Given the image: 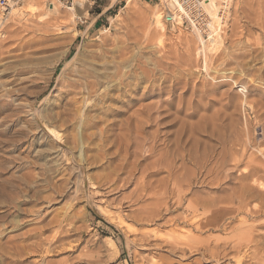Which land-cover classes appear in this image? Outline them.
I'll list each match as a JSON object with an SVG mask.
<instances>
[{"label":"rangeland","instance_id":"rangeland-1","mask_svg":"<svg viewBox=\"0 0 264 264\" xmlns=\"http://www.w3.org/2000/svg\"><path fill=\"white\" fill-rule=\"evenodd\" d=\"M39 1L34 14L0 11V264H264V238L247 246L264 234V215L254 214L264 198L240 206L237 188L252 185L238 178L253 167L264 185V72L255 77L264 65V0H230L222 22L211 18L215 53L190 27L162 20L157 30L154 0H74V12ZM84 53L104 54L98 62L110 76L132 75L126 113L104 116L88 103L72 115L74 96L63 88ZM160 102H172L166 114L178 109L179 122L197 113L169 130L178 135L154 126L128 136L139 146L123 145L118 125L136 123L142 107L156 115ZM62 110L71 115L53 122L55 137L41 116ZM84 113L95 125L88 131L79 128ZM174 137V149L161 142Z\"/></svg>","mask_w":264,"mask_h":264},{"label":"bare ground","instance_id":"bare-ground-1","mask_svg":"<svg viewBox=\"0 0 264 264\" xmlns=\"http://www.w3.org/2000/svg\"><path fill=\"white\" fill-rule=\"evenodd\" d=\"M20 0H16L15 2H14V4L13 5H15L14 7H12L11 9H12V11H11V15H13V16H17L18 14L20 15V14H22V8L23 7H26L27 8V11H28V13L29 14H34V13H36L37 12V10L41 7L40 5H41V3H40V1L39 0H36V1H34V3H28V2H26V1H24L23 0V4L22 5H19V4H15V3H17V2H19ZM29 1V0H28ZM229 1L230 0H209V3H208V5H206L205 6V10H206V12L210 15V17L212 18V19H219L220 18V12H222L223 11V9L224 8H226L227 7V5H228V3H229ZM131 2V0H127V5L129 4ZM217 2H218V5H217ZM220 2V3H219ZM53 3V2H52ZM51 3V4H52ZM51 4H48L47 5V10L48 11H50V12H55V10H56V6L55 5H51ZM54 4V3H53ZM12 6V5H11ZM158 7V6H157ZM66 9H68L70 12H74V8H72V7H69V8H66ZM26 10V9H25ZM27 11H25V12H27ZM161 12V11H160ZM160 12H158V10H155V11H153L151 14H150V18L152 19V21H153V25L155 26V28H157V30H159V31H162L163 30V28H164V26H163V24H162V13H160ZM9 14H10V12H9ZM136 14L137 15H139L140 17H143L144 16V18L145 19H148V18H146V16L144 15V13L143 12H141V11H138V12H136ZM224 12H222V17H225L224 16ZM18 15V16H19ZM72 15V14H71ZM73 16V15H72ZM1 19V18H0ZM4 18H2V20H3ZM217 22H219V20L217 21ZM215 23H216V21H215ZM212 24V23H211ZM209 25L208 27L210 28H208V30H210L211 32H210V34H218L217 32V29L218 28H216L215 26H214V24H212V25ZM216 26H218V25H216ZM221 27V26H220ZM180 29V28H179ZM178 29V30H179ZM222 29V28H221ZM221 31V30H220ZM196 32V31H195ZM223 33V32H222ZM196 35H197V38H198V41H199V44H200V46H202V49L204 50V51H208L209 53H215L217 50H218V47H219V45L221 44V40H220V37H219V35H215V36H212L211 38H209L208 40H206V41H204V39L201 37V35H200V32L197 30V32H196ZM222 39V38H221ZM223 40V39H222ZM98 50V49H97ZM102 52V51H101ZM102 53H104V52H102ZM102 53H100V54H102ZM106 53V52H105ZM104 53V54H105ZM83 54V53H82ZM82 54H80V53H78V55H82ZM96 54V53H95ZM91 54V53H89V54H86L85 55V53H84V61H82V62H84V64L82 63V67L80 68V69H77V71L74 73V77H76V79L73 77V79H71L70 80V82H68V84L67 85H65L64 86V90H63V92H65V94H68V95H73L74 96V100H75V97L76 96H85L86 97V99H82V100H79V102H78V100H73L72 99V106H73V110H71V112H72V115L73 116H75V115H77V113H79V115L81 114V110H82V108H83V106L84 105H86V104H88V103H91L90 104V106L88 107V109L90 108L91 110H88V111H100V114H102V115H104V116H106V115H111L112 113L114 114V115H120V114H122V113H126L127 111H128V109H129V107H130V103H128V102H126L125 100H123L126 96H128L130 93H131V91L133 92V87H134V85H136V84H134V85H132V83H135V82H133L132 81V83H131V81H129L130 79H131V74H127L126 73V71H124L125 73H122L121 75H119V78L120 79H118V76H117V73L115 72V73H113V75H115V76H113V75H111L110 76V74H109V72H111V70H105L104 68H103V66L100 64V62H98L102 57L101 56H99L100 54ZM104 54H102L103 56H104ZM263 54V53H262ZM98 55V56H97ZM105 55H107V54H105ZM105 57V56H104ZM107 58V57H106ZM264 58V57H263ZM264 60V59H263ZM69 61V60H68ZM103 61V60H102ZM104 61H105V59H104ZM108 63V62H107ZM263 63V62H262ZM106 64V63H105ZM66 65V64H65ZM129 65V64H128ZM100 66H102V67H100ZM106 66H108V65H106ZM64 67V66H63ZM62 67V68H63ZM108 67H110V66H108ZM126 67V66H125ZM102 68V69H101ZM206 68V67H205ZM122 69H123V67H122ZM121 69V70H122ZM128 70L129 68H124V70ZM258 69V71L255 73L256 75H255V77H257V78H260V74L261 73H263L264 72V65L260 68H257ZM109 71V72H108ZM129 71V70H128ZM132 71V70H131ZM118 72V71H117ZM122 72H123V70H122ZM130 72V71H129ZM134 73V72H133ZM131 75V76H130ZM262 75V74H261ZM262 76H264V75H262ZM112 77H115V78H117V79H114L113 80V78ZM136 77V76H135ZM241 77V76H240ZM239 77V78H240ZM232 78V77H231ZM237 78V77H236ZM263 78V77H262ZM75 79V80H74ZM133 79H135V78H133ZM263 80H264V78H263ZM136 81H137V79H136ZM238 82H239V80H238ZM248 82V81H247ZM254 82V81H253ZM235 83H237V82H235ZM210 87V89L211 90H213L214 89V87L213 86H209ZM116 92L118 93V94H116ZM131 95V94H130ZM230 97V96H229ZM107 101H109L110 103H117V104H120V107H118L117 109H115V108H113V107H110L108 104V106H106L105 105V102H107ZM166 101V100H165ZM173 101V100H172ZM210 102H212V101H209V103ZM232 102V101H231ZM81 104V106H79L78 105V107H76V104ZM108 103V102H107ZM161 103V102H160ZM172 103V102H171ZM171 103H169V102H164V103H161L159 106H155V112L157 113L156 115H151V114H149V112H146L145 110V107L143 108L142 107V109H140V110H138L137 111V113H140V115L141 116H143V117H141L140 119H136L135 121H136V123H133V125H132V122H131V124H130V122L128 123V122H124L123 124H120V125H118V131H121V134L120 135H122L123 137H125L126 139L128 138V136L130 137V134L131 133H134V134H139V133H141V132H144V130L145 129H149V128H152V127H154V126H157V128L156 129H158V128H160L161 126L163 127V129H164V131L166 132V135H167V133L169 134L170 133V129H176V127H179V126H185L186 125V121H188V123L190 122L189 120H186V119H188V118H192V117H194L195 116V114L197 113V111L196 110H194L193 111V113H190V111H188L190 114H185V119H182V120H180V122H179V119L177 118L178 116V114H179V112L177 111L178 109H176L175 111H174V114H170V115H168V114H166V112H168L169 111V109H167V107H170L171 108ZM229 104H231V103H229ZM114 106V105H113ZM188 107V106H187ZM234 108H235V106H234ZM65 109V108H64ZM162 109V110H161ZM180 109V108H179ZM236 109V108H235ZM86 110V111H87ZM193 110V109H192ZM182 111V110H181ZM70 111H66V110H62V111H60V112H57V114H47V115H43V116H41L42 118H44L46 121H47V123H48V129L50 130V132L55 136V137H58V132H57V130H56V126L55 125H53V122H55L56 120H60V119H62L63 117H65V116H69V115H71L70 113H71ZM187 112V111H186ZM185 112V113H186ZM89 113V112H88ZM88 113H84V115L83 116H81V117H83V120H81V123H80V125H79V128H80V130L81 131H83V130H87L88 131V129H90V128H93L95 125H94V123H92L93 122V118H91V117H89V115H88ZM52 115L54 116V117H52ZM137 115V114H136ZM76 117V116H75ZM93 117V116H92ZM140 117V116H139ZM139 117H135V118H139ZM201 118V120H202V116H200ZM77 118V117H76ZM80 118V117H79ZM49 120H50V123H49ZM128 120V119H127ZM126 120V121H127ZM205 120H206V118H205ZM205 120H203V121H205ZM45 121V122H46ZM63 121V120H62ZM207 121V120H206ZM134 122V121H133ZM192 123V122H191ZM198 123H200V122H198ZM209 123H211V122H209ZM190 124V123H189ZM188 124V129H190L189 127H190V125ZM195 125H197V127L198 126H200V124H196V123H194ZM58 125V124H57ZM202 125V124H201ZM114 126H117V123H115L114 121L113 122H110L105 128H104V130L103 131H112V130H110V128L111 127H114ZM187 126V125H186ZM185 126V127H186ZM191 126H192V124H191ZM194 126V125H193ZM211 126V125H210ZM196 127V126H195ZM195 127H194V129H195ZM183 128V127H182ZM199 128V127H198ZM198 128H196V129H198ZM203 128V127H202ZM154 129V128H153ZM155 129V130H156ZM178 129V128H177ZM176 129V130H177ZM187 129V128H186ZM185 129V130H186ZM187 129V130H188ZM193 129V130H194ZM132 130H134L133 132H132ZM176 130L173 132H171V134L173 135L175 132H176ZM199 130H201L200 128L198 129V131ZM157 131H160V130H157ZM184 131V130H183ZM197 130H196V132H198ZM188 132V131H187ZM154 133H156V131H154ZM153 133V134H154ZM182 133V132H181ZM205 133H206V130H205ZM209 133V132H208ZM159 134H160V132H159ZM162 134H163V132H162ZM165 134V133H164ZM171 134H169V136H171ZM187 134H190L191 135V132L190 133H187ZM203 134V133H202ZM201 134V135H202ZM210 134V133H209ZM208 134V135H209ZM140 135H142V134H140ZM148 135V134H147ZM146 135V136H147ZM150 135H152V134H150ZM149 135V136H150ZM155 135V134H154ZM157 135V134H156ZM175 135H178V134H176L175 133ZM138 136V135H137ZM165 136V135H164ZM152 137V136H151ZM150 137V138H151ZM162 137H163V135H162ZM168 137V136H167ZM189 138H190V136H188ZM131 138V137H130ZM141 138V137H140ZM147 138V137H146ZM153 138V137H152ZM193 138V137H192ZM159 140H160V138H158ZM186 139V138H185ZM128 140H131V139H127V141H125V143L123 144V145H125L126 147L127 146H129L128 144L130 143V141H128ZM137 139H134V140H131V144L130 145H135L136 147L137 146H139L140 145V143L138 142V141H136ZM152 140V139H151ZM155 140H156V138H155ZM158 140V141H159ZM177 140H179L178 138H173L172 139V141H170L169 140V138L168 139H163V141L161 140V142H163V143H165L166 145L168 144H170V146H169V148H173L174 149V147H175V145H176V143H178L177 142ZM191 140H193V139H191ZM195 140V139H194ZM149 141H150V139H149ZM154 141V140H153ZM157 141V140H156ZM156 141H154V145H156L155 144V142ZM157 141V142H158ZM189 141H188V139L187 140H182L181 139V142L180 143H183V145L184 146H188L189 145V143H188ZM195 142V141H194ZM150 143H152V141H150ZM197 143V142H196ZM239 143V142H238ZM85 144V143H84ZM153 144V143H152ZM150 145V146H154V145ZM167 145V146H168ZM178 145V144H177ZM196 145V144H195ZM239 145V144H238ZM241 145V144H240ZM122 146V145H121ZM180 146H181V144H180ZM187 146L185 147V148H187ZM135 147V148H136ZM154 147H156V146H154ZM189 147V146H188ZM182 149H183V147H181ZM184 148V149H185ZM191 148V147H190ZM190 148H188V149H190ZM206 148V147H205ZM176 149H178V148H176ZM181 149V150H182ZM138 150V149H137ZM177 151V150H176ZM179 151V150H178ZM177 151V152H178ZM187 151V150H186ZM191 151V150H190ZM189 151V152H190ZM137 152V151H136ZM150 152V151H149ZM152 152V151H151ZM188 152V153H189ZM261 153V152H260ZM238 155V154H237ZM243 155V154H242ZM194 156H195V153H194ZM237 159V158H236ZM232 160H233V158H232ZM238 160V159H237ZM236 160V161H237ZM191 161H194V159L193 160H191ZM190 161V162H191ZM204 161V160H203ZM231 161V160H230ZM194 162H192V164H193ZM202 163V162H201ZM161 164H162V162H161ZM195 164V163H194ZM157 165V164H156ZM155 165V166H156ZM203 165V164H202ZM231 165V164H230ZM227 166V165H226ZM236 166V165H235ZM154 167V166H153ZM204 167V166H203ZM224 167V166H223ZM198 168H200L199 166H198ZM152 169V168H151ZM201 169V168H200ZM200 169H199V171H200ZM210 169V168H209ZM208 169V170H209ZM167 170H168V168H167ZM203 170V169H202ZM211 170V169H210ZM209 170V171H210ZM158 172V171H157ZM169 172V171H168ZM251 173H248V175H243V176H241L240 178H238V180H247V179H250L251 180V184L252 185H248V183L247 184H243V185H241L242 183H244V182H242V183H240V185H239V187L237 186V188H238V191H239V193H238V191H237V193L238 194H240V198H238V200H239V203H238V201H237V203L240 205V206H244L245 204H244V201L242 200V199H244V200H248V199H253L254 197H261V198H264V185L263 184H259L257 181H256V179L254 178V176L256 175V173H258V172H260V169H258V168H256V167H253L252 168V171H250ZM150 173V172H149ZM203 174H204V172H203ZM150 175V174H149ZM205 175V174H204ZM202 176V175H201ZM209 176V175H208ZM170 177H171V175H170ZM173 179V178H172ZM207 179V178H206ZM227 180V179H226ZM238 180H236V181H238ZM174 181V180H173ZM203 181V180H202ZM228 181V180H227ZM235 181V182H236ZM158 182V181H157ZM161 182V181H160ZM175 182V181H174ZM209 182V181H208ZM231 182V181H230ZM232 182H234V180L232 181ZM246 182V181H245ZM250 182V181H249ZM159 183V182H158ZM162 183V182H161ZM165 183V182H164ZM201 183V182H200ZM217 183V182H216ZM224 183V182H223ZM221 184V183H220ZM167 183L164 185L165 187L164 188H166L167 186ZM209 185V184H208ZM218 185V184H217ZM142 186V185H141ZM147 186V185H146ZM160 186H161V184H160ZM162 186H163V184H162ZM149 187V186H148ZM207 187V186H206ZM219 187V186H218ZM217 187V188H218ZM236 187V186H235ZM255 187H257V188H255ZM150 188V187H149ZM163 188V187H162ZM161 189V188H160ZM140 190H142V189H140ZM144 191V190H143ZM179 191V190H178ZM230 191V190H229ZM233 191H234V189H233ZM235 192V191H234ZM234 192H231V193H234ZM236 193V194H237ZM235 194V195H236ZM231 195V194H230ZM237 196V195H236ZM233 198H234V196H232ZM232 197H231V199H232ZM205 198V197H204ZM196 204V203H195ZM236 204V203H235ZM256 206V205H255ZM198 207V206H197ZM262 207V206H261ZM260 207V208H261ZM254 208V207H253ZM259 208V207H258ZM263 208V207H262ZM261 208V209H262ZM234 210H235V208H234ZM257 210V209H256ZM262 211V210H261ZM246 212V211H245ZM251 212V211H250ZM248 213V212H247ZM252 214H253V212H252ZM254 214H257V217L259 218V217H261V216H263L264 215V211L263 212H257L256 211V213H255V211H254ZM245 215V214H244ZM248 215V214H247ZM155 216V215H154ZM251 216V215H250ZM252 217V216H251ZM72 218V217H71ZM253 218V217H252ZM257 219V218H256ZM261 219V218H260ZM258 220V219H257ZM245 224V223H244ZM261 224V223H260ZM259 224V225H260ZM262 225V224H261ZM256 226V225H255ZM248 228V227H247ZM257 229V228H256ZM253 231V230H252ZM254 231H255V228H254ZM257 231H260V230H257ZM246 232V231H245ZM258 233V232H257ZM254 234V233H253ZM247 235V234H246ZM238 237V236H237ZM251 237V236H250ZM256 237H257V239H255L254 237H253V235H252V238H251V240H250V242H249V245L247 244V246H250V243L252 244H254L255 246H258L259 247V244L261 243V242H259V241H256V240H259V239H262V238H264V234H258V235H256ZM239 238V237H238ZM234 239V238H233ZM262 241V240H261ZM258 242H259V244H258ZM226 244V243H225ZM240 244V243H239ZM238 244V245H239ZM241 246V245H240ZM239 246V247H240ZM244 246H246L245 244H244ZM199 247V246H198ZM197 247V248H198ZM227 247H229V246H227ZM233 247H235V245L233 246ZM238 247V248H239ZM254 247V246H253ZM262 247V246H261ZM200 248V247H199ZM244 248V247H243ZM263 249H264V246L262 247ZM247 249V248H246ZM259 249V248H258ZM250 250V249H249ZM253 250V249H252ZM193 252V251H192ZM196 252H197V250H196ZM247 252V251H246ZM197 253H199V251L197 252ZM244 254H247V253H244ZM244 257V256H243ZM242 257V258H243ZM246 257V256H245ZM237 259H239V258H237ZM264 260V259H263ZM252 261V260H251ZM242 262V261H241ZM257 263V262H256ZM246 264V263H245Z\"/></svg>","mask_w":264,"mask_h":264},{"label":"built area","instance_id":"built-area-1","mask_svg":"<svg viewBox=\"0 0 264 264\" xmlns=\"http://www.w3.org/2000/svg\"><path fill=\"white\" fill-rule=\"evenodd\" d=\"M16 0H0V11L2 14H8L11 5ZM55 2L67 8L72 7L74 0H48ZM155 4L160 8L162 20L165 25L171 29L182 28L183 26L190 27L191 30L200 32L203 39H209L217 34H210L208 26L211 24V17L206 12L205 6L209 0H154ZM223 12V11H222ZM222 12L220 14L222 15ZM220 15V22L223 17ZM210 29V28H209ZM219 31V29H217ZM218 33V32H217Z\"/></svg>","mask_w":264,"mask_h":264}]
</instances>
